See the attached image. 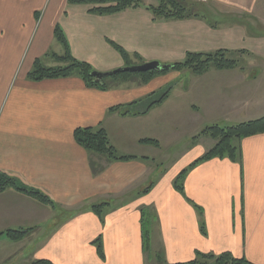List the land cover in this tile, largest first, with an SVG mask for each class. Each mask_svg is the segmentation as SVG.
<instances>
[{
  "label": "crops",
  "instance_id": "crops-1",
  "mask_svg": "<svg viewBox=\"0 0 264 264\" xmlns=\"http://www.w3.org/2000/svg\"><path fill=\"white\" fill-rule=\"evenodd\" d=\"M198 1L222 11H206L203 19L153 22L142 9L98 17L89 14L88 6L70 5L68 0H0V171L40 190L57 205L52 210L13 189L0 192V233L35 228L18 242L0 238V264H26L31 259L53 264H160L159 254L166 263L177 264L193 260L196 252H230L264 264V133L237 141L241 165L216 158L186 174L184 193L203 210L206 236L199 231L195 209L173 188L178 174L215 144L200 136L205 128L228 123L229 116V121L245 122L264 118V68L252 67L257 76L253 81L247 79L252 71L245 68L197 77L170 72L147 85L126 84L109 91L88 88L78 77L40 82L26 77L36 59L47 67L56 65L47 57L62 53L53 37L56 25L72 57L100 73L124 65L107 41L145 63L163 65L182 60L187 52L220 49L244 52L249 47L253 60L264 57V33L254 32L264 28V0ZM245 18L250 35L241 23ZM230 74L239 82L230 86ZM187 76L184 88L181 80ZM170 85L168 98L145 115L107 113ZM190 95L191 100L184 99ZM174 96L180 101H172ZM99 125L120 154L138 159L105 163L104 170L93 175L89 160L102 162L89 156L73 133ZM143 139L158 141L163 152L177 148L182 139L187 142L185 149L174 151L175 166L162 171L143 160L159 164L161 152L140 144ZM151 181L155 184L149 193L140 195ZM103 202L110 203V209L101 225L89 208ZM142 210L150 224L146 250ZM98 237L104 260L92 246Z\"/></svg>",
  "mask_w": 264,
  "mask_h": 264
},
{
  "label": "trees",
  "instance_id": "trees-1",
  "mask_svg": "<svg viewBox=\"0 0 264 264\" xmlns=\"http://www.w3.org/2000/svg\"><path fill=\"white\" fill-rule=\"evenodd\" d=\"M155 5H145L142 0H68L70 5H83L89 7V14L98 17L117 15L129 9H142L146 11L153 22L160 21H183L189 19L200 18L203 19V13L200 12V3L196 0H155ZM54 40L62 48L61 55L55 53H48L55 66L47 67L43 60L36 59L31 70L27 74V79L31 82H40L43 80L62 79L69 77L80 78L86 87L94 88L100 91H109L119 88L122 85L131 84L143 86L149 84L154 78L160 75H166L170 72L179 73L188 71L194 76H203L211 70L222 71L239 68V63L230 58L231 53L227 50H218L212 53H185L184 59L178 63L169 64V69L162 72L149 71L145 73H119L111 77L105 78L100 82H96L93 76L95 70L93 67L84 61L76 60L72 57L67 40L63 30L59 25H56L53 31ZM109 46L120 56L123 61V67H132L144 64L142 58L136 54H129L118 44L107 41ZM241 68V67H240ZM172 86L167 87L164 91L155 92L142 100L135 101L126 105H118L108 109V114H117L120 116H141L149 112L150 109L160 105L164 102L170 92ZM160 96V97H159ZM144 105V106H143ZM194 109V108H193ZM264 133V118L257 120L239 123L235 125H214L205 128L200 136H206L214 141L213 147L207 151L203 156L196 159L188 167L183 169L173 182V188L195 209L198 217L199 231L202 236H206L204 214L201 207L190 201L184 193V179L186 174L196 165L212 159H228L233 163L242 164V153L239 146L234 145V141H240L244 138ZM73 137L75 142L83 148L89 156H97L105 159L106 163L113 162H127L137 160L136 156L122 155L111 144L107 132L99 125L92 128H78L74 131ZM194 141V139H193ZM140 144L154 146L159 148V142L153 139H143L139 141ZM149 160L151 163L158 166L155 160ZM89 167L93 175H97L104 170V166H98L92 159H90ZM154 185V181L149 183L146 189H143L140 195L149 193ZM7 189H13L17 192L26 194L27 196L37 200L41 204L48 206L52 210L57 209V205L50 197L42 193L40 190L18 184V181L5 172L0 171V192ZM90 211L93 212L99 219L101 225L104 223V213L110 209V203H99L92 205ZM141 231L145 250L149 248L150 244V224L149 217L141 211ZM35 228L7 230L0 233L1 237H6L12 242H18L28 235H30ZM95 252L100 260L105 259L103 243L100 237L92 242ZM160 264H168L162 257V254L157 256ZM26 264H53L48 260H34ZM177 264H253L247 259L236 258L230 252H223L218 255L204 254L200 252L195 253V258L189 262Z\"/></svg>",
  "mask_w": 264,
  "mask_h": 264
},
{
  "label": "rangeland",
  "instance_id": "rangeland-1",
  "mask_svg": "<svg viewBox=\"0 0 264 264\" xmlns=\"http://www.w3.org/2000/svg\"><path fill=\"white\" fill-rule=\"evenodd\" d=\"M196 2H198V3H200V8L198 7V9L200 10V12L201 13H203V14H205L206 13V11H212V12H215V13H217V14H220L221 13V11L222 10H218L217 8H215L213 5H211V4H206V3H202V2H199L198 0H196ZM215 20V19H214ZM216 22H217V20H216ZM237 22V21H236ZM241 23H243V29L247 32V34L248 35H250L251 34V31H250V29L247 27V19L245 18L244 19V21H242ZM258 26H259V24H257ZM254 32L257 34V35H262V33H264V28H261L260 26H259V29L258 30H254ZM239 34H241V31H239ZM247 47V46H246ZM249 48V47H248ZM246 49V51H244V52H237V51H232V52H234V53H231V55H230V58L231 59H234V60H236L238 63H239V65H240V67L239 68H235V69H232V70H237V69H239V70H244V68L245 69H247V70H249V71H252L251 72V75H252V77H251V79H250V77L249 78H247L248 80H250V81H253V80H255V78H257V76H254L253 75V71H254V69L252 68L253 66H261L260 68H258V71H260V69L261 68H264V65H263V62H264V57H262V58H260V59H257V60H253L249 55V49ZM220 50H223V49H220ZM216 51H218V50H215V51H212V52H216ZM212 52H193V53H203V54H205V53H212ZM185 56V55H184ZM183 59H184V57H183ZM182 59V60H183ZM143 60V59H142ZM144 62V61H143ZM178 62H181V60H177V61H174V62H172V63H178ZM211 71H216V70H211ZM222 71H230V70H222ZM186 73H188V74H191V75H193L192 73H190V72H188V71H185V72H179V73H177V74H179V75H185ZM208 73V72H207ZM207 73H205V74H207ZM204 74V75H205ZM230 75H232V80H230V86L231 85H233V84H235L236 82H239V79L238 78H236V75H234V74H230ZM183 77V76H182ZM197 77V76H196ZM188 79H189V76H187V77H184L182 80H181V82L182 83H184V88H186L185 86H186V82L188 81ZM129 86L131 85V84H128ZM170 86H172V85H170ZM165 89H163L162 91H164ZM173 90V89H172ZM157 92H161V90H159V91H157ZM156 92V93H157ZM169 96V95H168ZM160 97V96H159ZM168 98V97H167ZM193 98H194V101H195V98H196V94H193ZM184 99H188V100H191L192 99V95H190V96H188V97H185ZM172 101H180V99H177V98H175V96H174V99L172 100ZM163 103V102H162ZM161 103V104H162ZM160 104V105H161ZM192 108H194L195 110H196V108L195 107H192ZM228 109H230V107H228ZM234 112V111H233ZM227 117H225V119H226ZM231 119H233L231 116H229L228 117V119H227V122L228 123H225V124H228V125H235V124H239L240 122L241 123H244L245 121H246V119L244 120V119H242V118H239L237 121H229V120H231ZM224 125V124H223ZM163 133H167L166 131H164ZM191 134V133H190ZM189 134V135H190ZM161 142L164 144V139L163 140H161ZM186 139L184 140V139H182V140H180L179 141V144H177V148L175 147V148H173L172 150H167V152H163V150L161 149V144L159 143V150H161V152L159 153V162L161 163H159V164H157L158 166H157V169H161L162 171H166V168L167 167H174L175 166V158H174V156H173V153H174V151H176V150H181V149H185V145H186ZM234 145L236 146L237 145V140H235L234 141ZM99 158V157H98ZM93 159L95 160H97V158L96 157H94L93 156ZM155 160V159H154ZM149 161V160H148ZM156 161V160H155ZM89 162H90V160H89ZM92 162H94V161H92ZM100 162H102V163H98V162H94L95 164H97L98 166H105L106 164V162H105V159H103V158H100ZM145 162V161H144ZM108 164V163H107ZM90 165V164H89ZM105 168V167H104ZM154 184H155V181H154ZM148 186H149V184H148ZM147 186V187H148ZM146 187V188H147ZM146 188H144V189H146ZM151 189V188H150ZM52 200V199H51ZM53 201V200H52ZM31 261H34V260H29L28 262H31ZM27 262V263H28Z\"/></svg>",
  "mask_w": 264,
  "mask_h": 264
},
{
  "label": "water",
  "instance_id": "water-1",
  "mask_svg": "<svg viewBox=\"0 0 264 264\" xmlns=\"http://www.w3.org/2000/svg\"><path fill=\"white\" fill-rule=\"evenodd\" d=\"M169 69V65H163L158 62H148L141 65H136L132 67H121L118 69H115L110 72L106 73H100V72H94L93 76L95 78L96 82H100L101 80L111 77L115 74L119 73H145L149 71H155V72H162Z\"/></svg>",
  "mask_w": 264,
  "mask_h": 264
}]
</instances>
